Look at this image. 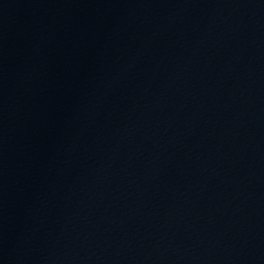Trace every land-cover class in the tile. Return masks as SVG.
Here are the masks:
<instances>
[{
  "label": "water",
  "instance_id": "95a60500",
  "mask_svg": "<svg viewBox=\"0 0 264 264\" xmlns=\"http://www.w3.org/2000/svg\"><path fill=\"white\" fill-rule=\"evenodd\" d=\"M0 264H264V0H0Z\"/></svg>",
  "mask_w": 264,
  "mask_h": 264
}]
</instances>
